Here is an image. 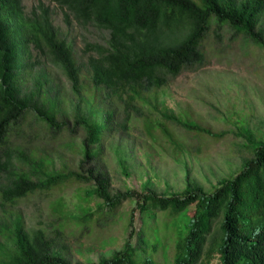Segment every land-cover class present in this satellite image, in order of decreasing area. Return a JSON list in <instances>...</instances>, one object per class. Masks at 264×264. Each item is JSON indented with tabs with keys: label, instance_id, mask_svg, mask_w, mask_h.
Instances as JSON below:
<instances>
[{
	"label": "trees",
	"instance_id": "1",
	"mask_svg": "<svg viewBox=\"0 0 264 264\" xmlns=\"http://www.w3.org/2000/svg\"><path fill=\"white\" fill-rule=\"evenodd\" d=\"M54 1L69 24L72 15L83 28L108 30L110 38L106 45L87 43L88 55L79 59L42 1L28 14L23 0H0V207L11 214L20 200L71 182L94 184L85 197L101 201L93 209L73 210L63 196L49 199L56 224L47 227L27 228L17 215L13 229H0L10 242L0 264H66L54 253L61 233L71 223L80 232L94 231L128 200L136 207L126 219L130 232L123 249L92 264H264V136L251 140L239 172L213 191L187 188L169 196L134 189L111 194L108 173L98 161L100 148H94L120 133L124 116L128 122L159 106L158 93L182 73L205 66L212 31L220 38L232 29L264 45V0ZM55 69L70 82V93L86 99L91 109L74 117L86 136L77 149L82 169L51 168L59 155L49 146L69 130L63 119L68 95L52 97L43 81L50 76L46 71ZM164 117L202 140L224 135L181 116ZM144 127L154 141L160 131L179 156L186 153L165 121L146 116ZM234 146L243 151L239 143ZM85 165L90 168L83 170ZM137 210L140 230L132 227ZM151 238L169 242L164 263L155 255L158 244L153 256L144 257Z\"/></svg>",
	"mask_w": 264,
	"mask_h": 264
},
{
	"label": "rangeland",
	"instance_id": "2",
	"mask_svg": "<svg viewBox=\"0 0 264 264\" xmlns=\"http://www.w3.org/2000/svg\"><path fill=\"white\" fill-rule=\"evenodd\" d=\"M40 1L51 9L54 25L62 37L74 45L77 58L88 55L85 51L87 43L107 44L108 30L94 26L83 28L72 15L69 24L65 20V10L54 0H23L25 11L28 14L36 11ZM262 25L264 28V17ZM207 47L209 57L205 66L182 73L167 90L158 93L159 106L146 108L145 116L133 115L128 122L124 116L120 133L94 147L100 148L98 161L108 173L111 194L125 193L129 189L150 190L164 196L181 194L187 188L211 192L239 172L249 158L246 149L250 142L264 136V45H257L244 35L227 29L220 38L212 31L207 38ZM46 72L50 76H43V81L52 91L51 96L60 100L68 95V101L65 99L63 104V119L69 130L64 129L49 146L57 147L59 155L51 168L82 169V155L77 149L80 151L86 136L74 117L89 115L91 109L86 99L70 93V82L63 73L58 69ZM166 114L195 121L224 135L202 140L178 123L165 120ZM146 116L155 117L158 122L165 121L172 134L185 145L186 153L179 156L160 131L156 132L158 141L150 138L144 127ZM235 143H239L244 152L232 150ZM89 168L90 165H85L83 170ZM92 188V183L71 182L61 189L20 200L11 214L3 213L0 207V229H13L12 220H16L17 215L23 217L27 228L56 224L48 202L58 196H63L66 206L73 210L80 205L96 208L101 200L96 196L85 197V191ZM135 207L133 201L124 202L109 222L105 218L94 231L86 228L85 232H80L71 223L57 238L54 253L66 264H92L110 258L123 249L129 237L126 219ZM142 220V214L137 210L132 227L140 230ZM158 238L150 239L149 251L144 257L153 256L154 245L158 244L159 251L155 255L164 263L169 242L162 239L158 242ZM132 241L136 244L137 237L134 236ZM9 248L10 242L0 230V253Z\"/></svg>",
	"mask_w": 264,
	"mask_h": 264
}]
</instances>
